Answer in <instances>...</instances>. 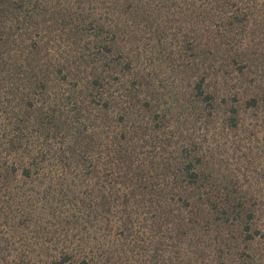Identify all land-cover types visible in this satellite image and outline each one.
Here are the masks:
<instances>
[{"label":"trees","instance_id":"1","mask_svg":"<svg viewBox=\"0 0 264 264\" xmlns=\"http://www.w3.org/2000/svg\"><path fill=\"white\" fill-rule=\"evenodd\" d=\"M0 264H264V0H0Z\"/></svg>","mask_w":264,"mask_h":264}]
</instances>
